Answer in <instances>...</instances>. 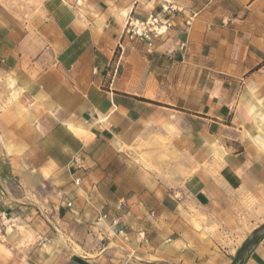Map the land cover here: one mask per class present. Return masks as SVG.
Here are the masks:
<instances>
[{
	"label": "crops",
	"instance_id": "crops-1",
	"mask_svg": "<svg viewBox=\"0 0 264 264\" xmlns=\"http://www.w3.org/2000/svg\"><path fill=\"white\" fill-rule=\"evenodd\" d=\"M0 264H264V0H0Z\"/></svg>",
	"mask_w": 264,
	"mask_h": 264
},
{
	"label": "built area",
	"instance_id": "built-area-1",
	"mask_svg": "<svg viewBox=\"0 0 264 264\" xmlns=\"http://www.w3.org/2000/svg\"><path fill=\"white\" fill-rule=\"evenodd\" d=\"M164 10H176L173 7H163ZM188 23V21H187ZM169 25L168 20H163L157 15H150L144 20L134 18L132 16L127 17L125 24V33L129 38H138L145 40L148 46H152L153 39L163 34ZM77 181V180H76ZM68 205L70 203L68 202ZM124 240L127 239L125 234H122ZM44 242H48V238H43Z\"/></svg>",
	"mask_w": 264,
	"mask_h": 264
},
{
	"label": "rangeland",
	"instance_id": "rangeland-1",
	"mask_svg": "<svg viewBox=\"0 0 264 264\" xmlns=\"http://www.w3.org/2000/svg\"><path fill=\"white\" fill-rule=\"evenodd\" d=\"M101 238V236L99 235V234H96V240H95V242L98 240V239H100ZM101 240V239H100ZM102 243L104 242L103 240L101 241ZM72 251H76V252H80V249L78 248V247H75V249L74 250H72ZM98 250H96V252H97Z\"/></svg>",
	"mask_w": 264,
	"mask_h": 264
}]
</instances>
